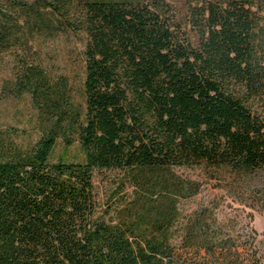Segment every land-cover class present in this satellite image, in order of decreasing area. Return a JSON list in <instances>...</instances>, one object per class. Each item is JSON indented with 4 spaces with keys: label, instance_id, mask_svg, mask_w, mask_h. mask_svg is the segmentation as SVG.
<instances>
[{
    "label": "trees",
    "instance_id": "obj_1",
    "mask_svg": "<svg viewBox=\"0 0 264 264\" xmlns=\"http://www.w3.org/2000/svg\"><path fill=\"white\" fill-rule=\"evenodd\" d=\"M69 33L78 100L25 56L3 88L31 96L39 137L0 129V264H264L254 230L181 223L201 183L177 172L264 171V0H0V53Z\"/></svg>",
    "mask_w": 264,
    "mask_h": 264
},
{
    "label": "rangeland",
    "instance_id": "obj_2",
    "mask_svg": "<svg viewBox=\"0 0 264 264\" xmlns=\"http://www.w3.org/2000/svg\"><path fill=\"white\" fill-rule=\"evenodd\" d=\"M84 42L83 34L69 33L54 38H39L30 43L27 51L13 48L0 53V129L16 130L21 136L20 142L39 137L34 125L37 112L31 96L13 97L3 93L5 83L14 80L22 66L18 58L25 56L28 62L41 64L54 77L67 76L78 100L84 78ZM177 172L201 183L198 195L181 201V223L201 213L212 228L222 234L237 236L254 230L264 262V171L251 176L222 172L216 177L201 167L177 168ZM118 178V172L104 171L96 175L99 197L107 207ZM130 193L131 188L126 186L123 195Z\"/></svg>",
    "mask_w": 264,
    "mask_h": 264
}]
</instances>
